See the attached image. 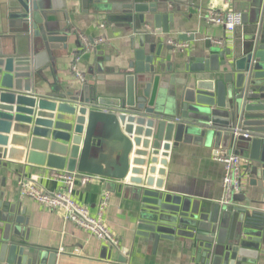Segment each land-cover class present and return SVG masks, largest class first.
I'll return each mask as SVG.
<instances>
[{
    "label": "water",
    "instance_id": "95a60500",
    "mask_svg": "<svg viewBox=\"0 0 264 264\" xmlns=\"http://www.w3.org/2000/svg\"><path fill=\"white\" fill-rule=\"evenodd\" d=\"M80 1L112 21H133L140 32L146 13L153 14L158 31L168 0L158 5L157 0H127L121 8L109 0ZM16 2L13 15L23 23L16 39H25L28 49L5 53L0 40V172H13L12 162H22L17 167L22 171L26 155L28 165L123 181L134 186L140 234L183 237L198 246L201 264H256L264 255V0H258L250 25L231 47L208 48V55L198 59L200 66L184 64L186 74L168 97L155 93V83L131 75L123 98L111 100L98 96L94 86L82 92L60 85L44 90L33 52L65 48L67 33L50 29L42 1ZM160 52L151 46L146 54L136 49L135 56L143 57L148 73L155 70L154 56ZM48 58L55 60L52 54ZM219 140L248 152L250 182L257 190L250 207L235 208L226 234L228 212H219L216 204L201 211L170 193L165 181L172 156L184 145ZM2 197L0 219L9 222L16 204ZM0 228V239H6L1 220ZM14 250L0 242V264H15Z\"/></svg>",
    "mask_w": 264,
    "mask_h": 264
},
{
    "label": "crops",
    "instance_id": "0c3cea01",
    "mask_svg": "<svg viewBox=\"0 0 264 264\" xmlns=\"http://www.w3.org/2000/svg\"><path fill=\"white\" fill-rule=\"evenodd\" d=\"M40 1L43 4L45 22L50 29L67 33L64 42L66 47L50 50L55 56L54 62L48 58L51 54L38 49L33 52V55H38L35 61L42 73L39 75L43 79L41 86L47 90L60 85L73 92H82L84 88L94 86L98 90V96L108 100L117 95L123 98L120 95L124 94L126 77L131 75L137 79L144 78L149 84L155 83V93L168 97L186 74L184 64L200 66L203 63L198 59L208 55V48L232 46L236 36L243 34L250 25L258 2L168 0L164 5L165 12H162L164 14L159 19L161 27L158 31L153 26V14L146 13L139 27L141 31L138 32L133 21H112L103 13L98 15L89 7L84 8L80 0ZM146 1L149 3L150 0L143 2ZM109 2L112 6L121 8L127 0ZM156 2L157 5L161 3L160 0ZM16 6V0H0V38L8 35L0 39L5 53L13 52L14 49L26 53L28 49L25 39H16L18 31L23 27L21 20L13 15ZM210 7L239 11L242 16L241 25L229 31L208 22ZM115 11L120 14L119 10ZM166 13L172 17L167 18ZM80 35L90 42L100 41L90 50H83ZM214 40H221L222 44L218 45ZM169 41L185 42L187 46L182 50L177 49ZM151 46L155 52L161 49V56H154L155 70L147 73L143 68V57L137 59L135 50L143 49L146 54ZM168 47L171 49H167ZM136 63L139 69H136ZM73 66L83 74L84 81L74 76L71 71ZM230 149L248 158L247 151L242 152L230 145L225 147L220 140L208 143L192 141L172 156L169 172L165 177L170 193L195 203L197 207H201V211L208 212L216 204L219 205V212H228L223 224L225 234L232 225L231 214L235 208L250 207L257 196L256 187L250 182L251 173L248 169L249 164L253 165L250 160V163L245 164L247 170L242 179L243 189L233 194L231 204H220L224 168L223 163L214 156L218 150ZM23 158L22 171H17L22 162H12L13 172H0L2 200L16 204L17 209L9 222L0 219L6 230V239L1 238L0 242L7 249L10 245L15 247V264H201L200 260L204 256L199 254L195 243L192 245L183 237L156 239L138 232L136 202L133 200L134 186L123 181L98 176L94 181L77 183L74 190L75 200L87 207L91 215L97 214L98 205L104 194H107L108 202L102 219L118 238V245L98 239L89 231L66 220L57 210H50L28 197L20 198L18 181L23 176L34 175L45 191H54L61 186L55 178L57 170L28 165L25 163L26 155ZM17 218L23 221H17ZM1 233L0 228V237ZM51 254L53 260L50 263ZM256 264H264L263 254L259 255Z\"/></svg>",
    "mask_w": 264,
    "mask_h": 264
},
{
    "label": "built area",
    "instance_id": "2783aa9c",
    "mask_svg": "<svg viewBox=\"0 0 264 264\" xmlns=\"http://www.w3.org/2000/svg\"><path fill=\"white\" fill-rule=\"evenodd\" d=\"M207 19L208 22L220 25L229 31L234 30L242 23V16L239 11H224L215 7H210ZM80 40L83 50H90L93 45L100 41L98 39L90 42L83 35H80ZM214 42L218 45L222 44L221 40H214ZM169 43L181 50L187 46L185 42L169 41ZM71 71L80 81L85 80L83 74L75 66L72 67ZM214 158L222 162L224 168L222 196L219 202L222 205H229L232 203L233 194L243 189L242 179L245 176V170H247L245 164H248L249 161L246 157L233 150H218L215 152ZM55 178L61 183L60 188L54 191H45L34 175L23 176L18 181V195L20 198H31L50 210H57L66 220L89 231L98 239L118 245V238L111 233L102 219L105 206L108 202L107 194H104L99 203L96 215H91L87 207L79 204L74 198V190L77 183L94 181L98 176L76 171L57 170Z\"/></svg>",
    "mask_w": 264,
    "mask_h": 264
}]
</instances>
